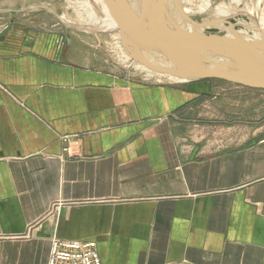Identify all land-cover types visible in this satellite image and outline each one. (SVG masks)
Listing matches in <instances>:
<instances>
[{
	"label": "crops",
	"instance_id": "obj_1",
	"mask_svg": "<svg viewBox=\"0 0 264 264\" xmlns=\"http://www.w3.org/2000/svg\"><path fill=\"white\" fill-rule=\"evenodd\" d=\"M28 27L0 32V264H48L55 238L264 264V90L141 79L101 34Z\"/></svg>",
	"mask_w": 264,
	"mask_h": 264
},
{
	"label": "water",
	"instance_id": "obj_2",
	"mask_svg": "<svg viewBox=\"0 0 264 264\" xmlns=\"http://www.w3.org/2000/svg\"><path fill=\"white\" fill-rule=\"evenodd\" d=\"M104 1L118 20L122 47L133 61L186 81L217 79L264 90V40H251L235 29L222 30L227 32L223 37L208 35L205 29L213 25L212 20L197 22L185 12L181 0ZM154 1L160 3L156 8ZM12 11L19 10L0 9ZM192 26L204 32H193Z\"/></svg>",
	"mask_w": 264,
	"mask_h": 264
},
{
	"label": "rangeland",
	"instance_id": "obj_3",
	"mask_svg": "<svg viewBox=\"0 0 264 264\" xmlns=\"http://www.w3.org/2000/svg\"><path fill=\"white\" fill-rule=\"evenodd\" d=\"M182 1L183 6L185 5L190 9L189 14L191 16L202 19L215 18L217 16L216 10L221 6L232 7V13L229 16L222 17L227 20L226 25L230 23L229 25H232L237 32H245L246 35L250 36L254 35L256 30L261 29L264 32V0ZM37 3L44 4L40 6L36 5ZM87 3L91 6L87 7ZM0 9L19 10L0 12V32L6 33L13 26L26 25L29 26L28 30L36 31L37 35H48L56 30L59 33L61 42H64L67 36L72 37L74 34L89 36L96 33L101 34L106 41L105 47L111 56L124 66H128L132 73L139 78L146 79V75L149 74L155 75L160 80H168L167 78L171 77L146 71L141 64H135L137 62H133L125 53L120 40L119 26L108 28L104 24L106 18H112L114 15L112 8L103 0H0ZM90 12L95 15L94 18L88 16ZM213 82L215 85L213 87L222 91L230 90V88L236 86L231 83Z\"/></svg>",
	"mask_w": 264,
	"mask_h": 264
},
{
	"label": "built area",
	"instance_id": "obj_4",
	"mask_svg": "<svg viewBox=\"0 0 264 264\" xmlns=\"http://www.w3.org/2000/svg\"><path fill=\"white\" fill-rule=\"evenodd\" d=\"M48 264H103L96 240H63L55 238ZM176 264H192L187 261Z\"/></svg>",
	"mask_w": 264,
	"mask_h": 264
},
{
	"label": "bare ground",
	"instance_id": "obj_5",
	"mask_svg": "<svg viewBox=\"0 0 264 264\" xmlns=\"http://www.w3.org/2000/svg\"><path fill=\"white\" fill-rule=\"evenodd\" d=\"M104 1V0H103ZM182 1V0H181ZM234 1V0H233ZM236 1H238V0H236ZM173 2L174 3H176L177 2V0H173ZM183 2V1H182ZM189 2V1H188ZM42 4H44V3H42ZM86 4V3H85ZM160 3L159 2H157V1H154L153 2V6L156 8L158 5H159ZM35 5V4H34ZM91 6V4H88L87 3V7L88 6ZM196 5V4H195ZM171 6V5H170ZM173 6H174V4H173ZM173 6H171L170 7V12H171V9H173ZM198 6V5H197ZM207 7V6H206ZM201 8V7H200ZM184 9H185V12L188 14V15H190L191 16V14H189V12H190V9L187 7V6H185L184 5ZM112 10V9H111ZM232 10H233V8L232 7H225V6H221V7H219L217 10H216V17L215 18H211V19H202V18H196V17H193V16H191V17H193V19L194 20H196L197 22H199V23H203V24H205V23H207V22H209V21H211V23H213V25L210 27V28H208V29H205L206 30V32H207V34L208 35H216V36H225V35H223L224 33H230V32H232V30H234V27L232 26V25H226V21L227 20H225L224 18H222V17H224V16H229L231 13H232ZM201 12V11H200ZM199 12V13H200ZM114 13V12H113ZM164 13V12H163ZM81 14V13H80ZM106 14V13H105ZM215 14V13H214ZM114 15V14H113ZM235 15V14H234ZM90 18H94V14L92 13L91 14V12H90V14L88 15ZM107 16V15H106ZM221 16V17H220ZM221 18V19H220ZM234 18V17H233ZM89 19V18H88ZM95 20V19H94ZM99 21V20H98ZM225 21V22H224ZM242 23V22H241ZM105 26L106 27H108V28H116L117 26H119V23H118V20L113 16L112 18H106V21H105ZM103 24V25H104ZM247 25V24H246ZM191 26V25H190ZM200 27V26H199ZM197 27V26H192V27H190V29H192L193 30V32H197V33H201V32H204V30L200 27ZM220 27V28H219ZM90 29H92L91 27H90ZM94 29V28H93ZM222 29H224V30H226L227 32H223L222 31ZM243 32V31H242ZM241 34H244V35H246V33L244 32V33H241ZM250 36V35H249ZM249 36H245L246 38L247 37H249ZM227 37H229V36H227ZM229 39H231V40H235V39H233V37H229ZM249 39H251V40H264V32H263V30H256V31H254V35H252L251 37H249ZM134 62V61H133ZM135 64H139V63H135ZM142 67L146 70V71H152V70H150L149 68H147V67H145V66H143L142 65ZM153 73H156V74H161V73H157V72H154V71H152ZM168 80H183V81H186V80H184V79H179V78H176V77H173V76H171Z\"/></svg>",
	"mask_w": 264,
	"mask_h": 264
},
{
	"label": "trees",
	"instance_id": "obj_6",
	"mask_svg": "<svg viewBox=\"0 0 264 264\" xmlns=\"http://www.w3.org/2000/svg\"><path fill=\"white\" fill-rule=\"evenodd\" d=\"M213 81H217V82H220V83H228V82H226V81H223V80H217V79H215V80H213Z\"/></svg>",
	"mask_w": 264,
	"mask_h": 264
}]
</instances>
